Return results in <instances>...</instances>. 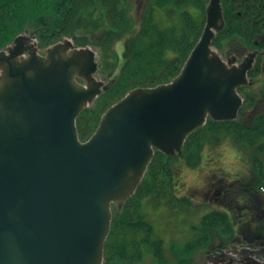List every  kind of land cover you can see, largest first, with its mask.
<instances>
[{
  "label": "water",
  "instance_id": "95a60500",
  "mask_svg": "<svg viewBox=\"0 0 264 264\" xmlns=\"http://www.w3.org/2000/svg\"><path fill=\"white\" fill-rule=\"evenodd\" d=\"M223 22L211 0L180 74L129 91L85 142L77 119L112 85L95 77L97 50L66 38L41 54L27 31L0 51V264H103L113 206L135 195L156 151L180 155L208 119L238 118L254 61L231 65L212 46Z\"/></svg>",
  "mask_w": 264,
  "mask_h": 264
},
{
  "label": "trees",
  "instance_id": "16d2710c",
  "mask_svg": "<svg viewBox=\"0 0 264 264\" xmlns=\"http://www.w3.org/2000/svg\"><path fill=\"white\" fill-rule=\"evenodd\" d=\"M206 2L156 0L154 6L163 8L168 5L173 20L181 17V23L172 22L162 28L149 12L142 19L141 30L135 32L137 22L128 9L127 0H0V50L29 29L36 33L40 47L44 48L71 36L75 38L77 46H96L103 58V68L115 73L117 66L113 62L107 63L108 52L118 40L124 38L123 35L128 37L122 56L123 66L115 84L101 97L104 106L97 110L88 108L78 119L79 134L85 141L97 129L106 109L130 90L168 83L180 73L203 31L205 20L202 14L205 15ZM96 16L99 21H96ZM105 16L108 19V30L99 34V25L96 24H105ZM231 25L230 22L223 32L232 29L228 38L238 36L239 29ZM248 108L246 104L235 121L215 122L209 119L203 128L190 135L180 156L170 157L156 152L136 194L123 209L118 210L116 206L113 208L112 229L105 247L107 263L136 264L148 257L153 258L154 264L190 263L199 243H174L167 253L164 241L157 235L146 210L149 202L157 203V206L171 199H175L172 202L178 205L189 203L187 197H176L175 192L178 193L183 182L182 176L177 178L178 173L175 172L182 171L179 166L183 164L193 169L201 166L207 145L226 140L227 143L232 142L236 147L249 151L251 164H254L253 171L258 176L257 187H262L260 191L264 190V167L260 160V155L264 153V110L257 109L246 121L244 111ZM177 159H180V165L175 167ZM237 176L224 184L232 185V190L236 189L235 184L240 182L243 175ZM212 183L206 184L208 191ZM204 225L206 236L200 246L212 240V231L220 234L230 228L225 213H210L205 217ZM233 251L240 256L237 250Z\"/></svg>",
  "mask_w": 264,
  "mask_h": 264
},
{
  "label": "rangeland",
  "instance_id": "374dc122",
  "mask_svg": "<svg viewBox=\"0 0 264 264\" xmlns=\"http://www.w3.org/2000/svg\"><path fill=\"white\" fill-rule=\"evenodd\" d=\"M127 3L131 15L135 16L137 22L135 23L137 24L135 32L141 28L142 19L145 18L149 12L154 20H156V24L162 28L168 27L172 22L181 23V17L180 19L173 20L174 16L171 13L172 10L170 11L167 7L168 5L163 8L154 6L156 0H127ZM202 16L205 20V15L202 14ZM96 17V21H99L98 16ZM104 20L105 24H96L99 25V27H97L99 34L105 33L108 30V25H106L108 19L106 16ZM27 31L30 33L33 32L32 29ZM123 36L124 38L121 39V41L118 40L119 42L113 45L107 55V63L111 64L113 62V65H115V67L117 66V72L115 73L113 70L103 68V58L96 46L90 44L86 45L98 51L99 71L96 73L97 79L102 80L109 73H114L113 79L117 78L123 66L122 56L128 41V37L126 38L125 35ZM68 38L72 39L71 36ZM36 41L40 42L38 37ZM74 42L76 44V40H74ZM43 50L44 47H41L40 51L42 52ZM101 97H99L89 109L97 110L102 108L104 106V100ZM204 157L201 166L194 169L189 168L185 164H183V166L180 165V159L174 162L175 167L180 165L179 167L182 169V171L176 170L175 173L179 174H177V178L182 176L181 180L183 182L182 186H179L181 187L179 189H182V191L178 193L175 192L176 197H187L189 203L178 205L172 202V200L175 199H171L157 206V203L149 202L146 210V215L155 226L157 235L164 241L165 251L167 253L174 243L181 245L191 241L199 243V246L195 248L194 255L189 264H208L212 262V259H214L213 257L222 254L234 256L236 259L240 257L233 251L235 249L231 248L233 242L238 241V239L230 237L228 232L219 234L212 231V240L208 244L205 242V244L200 246V243L206 236V231H204L206 227L204 225L205 217L210 213H224V210L219 206H213V202L209 198L210 194L208 197L205 196V193L208 191L206 184H208V182H213L216 183V187L225 186V182H231V178L236 177L238 174L240 175L242 172L249 173V175H252L254 172V164H251L252 159L250 158L251 154L249 151L236 147L232 142L227 143L226 140H222L215 145H207ZM260 160L262 161V167H264V153L260 155ZM210 192H212V190H210ZM222 245L226 248H222ZM142 264H154L153 258L148 257Z\"/></svg>",
  "mask_w": 264,
  "mask_h": 264
},
{
  "label": "flooded vegetation",
  "instance_id": "af4514ba",
  "mask_svg": "<svg viewBox=\"0 0 264 264\" xmlns=\"http://www.w3.org/2000/svg\"><path fill=\"white\" fill-rule=\"evenodd\" d=\"M211 0H208V5ZM223 8L224 24L217 31L215 42L223 58L240 65L253 59V68L249 71V84L241 88L244 104L249 105L244 116L247 121L257 109L264 110V0H220ZM238 18V19H237ZM238 28V36L228 38L232 29L223 33L228 27ZM217 39V41H216ZM113 81L110 76L109 83ZM240 182L223 187L212 183L206 195L210 194L213 206H219L229 218L230 237L238 239L231 248L239 251L240 257L229 255L213 257L208 264H264V195L258 186L256 173L242 172ZM214 188V189H213ZM212 190V192H210ZM182 189H178L181 192ZM225 193V194H224ZM224 195V196H223ZM221 196H223L221 198ZM224 248V245L221 246ZM103 264H109L104 259ZM128 264V263H123ZM135 264V263H131ZM136 264H142L138 262Z\"/></svg>",
  "mask_w": 264,
  "mask_h": 264
}]
</instances>
